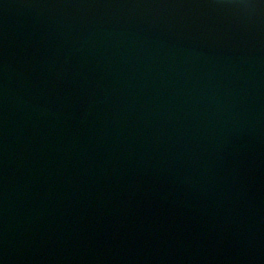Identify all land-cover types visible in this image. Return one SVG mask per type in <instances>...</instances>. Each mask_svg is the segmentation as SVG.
Here are the masks:
<instances>
[{
	"label": "water",
	"instance_id": "water-1",
	"mask_svg": "<svg viewBox=\"0 0 264 264\" xmlns=\"http://www.w3.org/2000/svg\"><path fill=\"white\" fill-rule=\"evenodd\" d=\"M0 264H264V0H0Z\"/></svg>",
	"mask_w": 264,
	"mask_h": 264
}]
</instances>
